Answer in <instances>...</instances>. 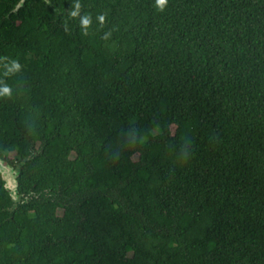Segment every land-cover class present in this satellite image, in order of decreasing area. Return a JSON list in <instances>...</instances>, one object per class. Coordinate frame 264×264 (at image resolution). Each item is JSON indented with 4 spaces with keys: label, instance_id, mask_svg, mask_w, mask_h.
Instances as JSON below:
<instances>
[{
    "label": "trees",
    "instance_id": "obj_1",
    "mask_svg": "<svg viewBox=\"0 0 264 264\" xmlns=\"http://www.w3.org/2000/svg\"><path fill=\"white\" fill-rule=\"evenodd\" d=\"M18 1L0 264H264V0Z\"/></svg>",
    "mask_w": 264,
    "mask_h": 264
},
{
    "label": "water",
    "instance_id": "obj_2",
    "mask_svg": "<svg viewBox=\"0 0 264 264\" xmlns=\"http://www.w3.org/2000/svg\"><path fill=\"white\" fill-rule=\"evenodd\" d=\"M42 1L44 2L45 6L48 9L57 12L56 9H54L51 2H49L48 0H42ZM24 2L25 0H19L18 3L14 6L12 13H17L18 9L23 6ZM0 177L4 184L3 186L5 190L9 192V195L12 198H14L16 196V189H17V181H16L17 174L15 170L12 167H10L1 158H0Z\"/></svg>",
    "mask_w": 264,
    "mask_h": 264
},
{
    "label": "clouds",
    "instance_id": "obj_3",
    "mask_svg": "<svg viewBox=\"0 0 264 264\" xmlns=\"http://www.w3.org/2000/svg\"><path fill=\"white\" fill-rule=\"evenodd\" d=\"M165 2H166V0H154V5H155V7L158 10H161L162 11L163 8H164V6H165ZM79 8H80L79 3L75 4L74 10L71 11L69 13V15L71 17H76L77 14H78ZM103 20H104L103 15H100V16L97 17V21L99 23L102 24L103 23ZM79 23H80L81 28L84 29V30H86L87 27H88V25L90 24V19H89L88 16H82L80 18ZM107 36H108V33H105L104 34V37H102V38L103 39H106ZM19 67L20 66L17 63L13 62L10 70H18ZM10 95H11V89L7 85L0 86V96H10Z\"/></svg>",
    "mask_w": 264,
    "mask_h": 264
}]
</instances>
